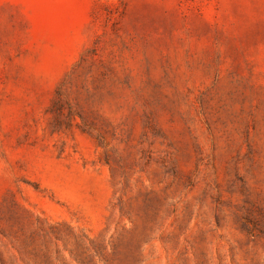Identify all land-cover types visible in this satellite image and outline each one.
<instances>
[{
	"label": "rangeland",
	"instance_id": "obj_1",
	"mask_svg": "<svg viewBox=\"0 0 264 264\" xmlns=\"http://www.w3.org/2000/svg\"><path fill=\"white\" fill-rule=\"evenodd\" d=\"M0 264H264V0H0Z\"/></svg>",
	"mask_w": 264,
	"mask_h": 264
}]
</instances>
